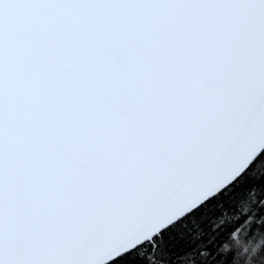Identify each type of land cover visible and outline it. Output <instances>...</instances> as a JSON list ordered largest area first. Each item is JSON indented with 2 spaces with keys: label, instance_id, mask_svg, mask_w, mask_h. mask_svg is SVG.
I'll return each instance as SVG.
<instances>
[{
  "label": "snow or ice",
  "instance_id": "snow-or-ice-1",
  "mask_svg": "<svg viewBox=\"0 0 264 264\" xmlns=\"http://www.w3.org/2000/svg\"><path fill=\"white\" fill-rule=\"evenodd\" d=\"M261 166L264 0H0V264H264Z\"/></svg>",
  "mask_w": 264,
  "mask_h": 264
},
{
  "label": "trees",
  "instance_id": "trees-1",
  "mask_svg": "<svg viewBox=\"0 0 264 264\" xmlns=\"http://www.w3.org/2000/svg\"><path fill=\"white\" fill-rule=\"evenodd\" d=\"M256 172L259 174V175H264V166H261L259 168L256 169ZM248 202V196L245 195L243 197H241V207H243L246 203ZM225 211H228V210H225ZM230 214V213H229ZM141 254L145 257L149 256L151 253L149 251L148 248H145V249H142L141 250Z\"/></svg>",
  "mask_w": 264,
  "mask_h": 264
}]
</instances>
